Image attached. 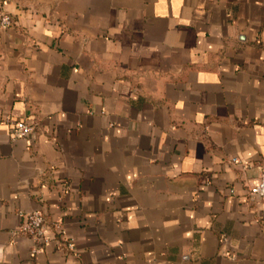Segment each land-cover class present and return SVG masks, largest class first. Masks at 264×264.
<instances>
[{
    "label": "crops",
    "instance_id": "obj_1",
    "mask_svg": "<svg viewBox=\"0 0 264 264\" xmlns=\"http://www.w3.org/2000/svg\"><path fill=\"white\" fill-rule=\"evenodd\" d=\"M2 8L0 264H264V0ZM33 210L74 252L31 254Z\"/></svg>",
    "mask_w": 264,
    "mask_h": 264
},
{
    "label": "built area",
    "instance_id": "obj_2",
    "mask_svg": "<svg viewBox=\"0 0 264 264\" xmlns=\"http://www.w3.org/2000/svg\"><path fill=\"white\" fill-rule=\"evenodd\" d=\"M3 0H0V30L13 27L12 16L3 10ZM3 124L9 128L13 140L24 139L32 135L36 124L25 120H14L9 116L3 118ZM234 161V160H232ZM249 196L252 200L264 201V163L260 165L259 174L255 182L249 188ZM19 232L29 237L32 242L31 254H39L48 242L47 233H51L58 250L64 254L74 252L73 243L68 238L65 230L59 222H48L43 212L33 210L23 217Z\"/></svg>",
    "mask_w": 264,
    "mask_h": 264
}]
</instances>
